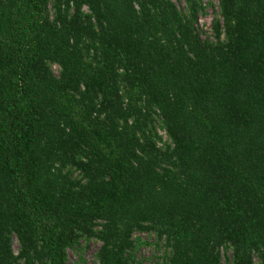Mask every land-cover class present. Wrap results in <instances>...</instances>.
<instances>
[{
	"label": "trees",
	"instance_id": "16d2710c",
	"mask_svg": "<svg viewBox=\"0 0 264 264\" xmlns=\"http://www.w3.org/2000/svg\"><path fill=\"white\" fill-rule=\"evenodd\" d=\"M184 1L0 0V264H264V0Z\"/></svg>",
	"mask_w": 264,
	"mask_h": 264
},
{
	"label": "rangeland",
	"instance_id": "374dc122",
	"mask_svg": "<svg viewBox=\"0 0 264 264\" xmlns=\"http://www.w3.org/2000/svg\"><path fill=\"white\" fill-rule=\"evenodd\" d=\"M207 7V14L205 16L200 17L199 27L202 31L203 38L212 35V22L215 17L216 12L218 11V0H203ZM176 4L180 8L186 7L185 1L175 0ZM161 134L167 139V135L161 131ZM144 242L148 244H144L138 254H137V262L139 264H160L162 256V251L158 249L155 245L156 238L154 236H150L148 234H139ZM100 241L96 239H92L90 242L82 241L81 247L78 250H69V264H97L96 253L100 247ZM14 249L16 252L19 250V242L18 239L14 238ZM83 254L84 261L81 260V256ZM258 264V260H255Z\"/></svg>",
	"mask_w": 264,
	"mask_h": 264
}]
</instances>
